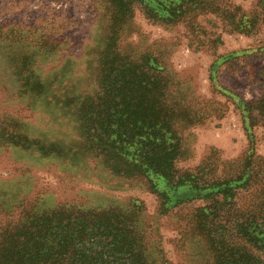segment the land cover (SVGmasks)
I'll return each mask as SVG.
<instances>
[{"label": "rangeland", "instance_id": "1", "mask_svg": "<svg viewBox=\"0 0 264 264\" xmlns=\"http://www.w3.org/2000/svg\"><path fill=\"white\" fill-rule=\"evenodd\" d=\"M215 1L218 9L191 25L163 26L135 13L132 33L121 37L120 47L159 53L180 82V100L202 115L195 125L180 127L177 170L204 165L240 189L251 168L264 172V0ZM235 18L242 19L237 29ZM103 24L91 0H0V228L14 225L23 210L132 199L144 206L167 261L210 264L201 245L191 247V258L176 243L178 220L185 221L201 202L157 216L162 181L155 183L156 192L148 179L115 177L80 157L71 165L40 153L47 142L64 143L72 152L81 149V141L75 116L57 105L48 108L28 90L39 80L56 87L64 76H73L81 57L94 58ZM89 67L85 63L87 72ZM89 81L96 90L94 78ZM9 189L14 192L7 196ZM247 194L238 190L237 201L246 202Z\"/></svg>", "mask_w": 264, "mask_h": 264}, {"label": "trees", "instance_id": "2", "mask_svg": "<svg viewBox=\"0 0 264 264\" xmlns=\"http://www.w3.org/2000/svg\"><path fill=\"white\" fill-rule=\"evenodd\" d=\"M216 4L215 0H91L105 29L95 57L91 53L81 57L73 76L65 74L58 86L39 80L28 93L48 108L62 107L77 121L81 149L67 152L64 143L51 141L39 147L44 157L63 158L71 165L80 157L115 177L148 179L153 191L162 181L165 191L160 193L163 202L157 216L193 202L202 204L185 221L178 220L176 243L181 250L190 254L193 245H201L210 264H264V172L251 168L238 189L230 186L233 180L228 176H214L204 165L178 171L180 127L195 125L202 115L180 100V82L159 53L120 47L121 37L132 33L135 13L163 26L191 25L196 17L216 11ZM232 25L241 27L242 19L235 18ZM87 62L89 72L84 68ZM91 77L96 90H91ZM254 185L257 189H250ZM238 190L248 191L246 202L237 201ZM23 211L14 225L0 228V264H171L137 200Z\"/></svg>", "mask_w": 264, "mask_h": 264}]
</instances>
